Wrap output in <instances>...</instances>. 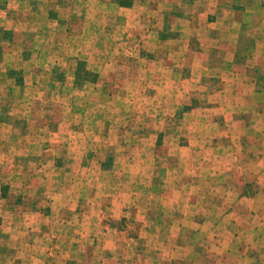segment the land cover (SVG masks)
<instances>
[{"label": "rangeland", "instance_id": "374dc122", "mask_svg": "<svg viewBox=\"0 0 264 264\" xmlns=\"http://www.w3.org/2000/svg\"><path fill=\"white\" fill-rule=\"evenodd\" d=\"M0 264H264V0H0Z\"/></svg>", "mask_w": 264, "mask_h": 264}, {"label": "crops", "instance_id": "0c3cea01", "mask_svg": "<svg viewBox=\"0 0 264 264\" xmlns=\"http://www.w3.org/2000/svg\"><path fill=\"white\" fill-rule=\"evenodd\" d=\"M21 225V224H20Z\"/></svg>", "mask_w": 264, "mask_h": 264}]
</instances>
